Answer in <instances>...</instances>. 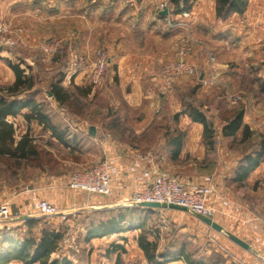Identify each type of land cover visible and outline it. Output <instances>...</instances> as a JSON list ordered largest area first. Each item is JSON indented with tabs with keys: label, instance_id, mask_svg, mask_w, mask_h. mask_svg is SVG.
<instances>
[{
	"label": "crops",
	"instance_id": "0c3cea01",
	"mask_svg": "<svg viewBox=\"0 0 264 264\" xmlns=\"http://www.w3.org/2000/svg\"><path fill=\"white\" fill-rule=\"evenodd\" d=\"M139 2L140 8L135 11L122 0H109L97 7L91 6L88 0H7L6 5L0 4V19L4 18L11 24L23 22L28 27L36 20L42 23L47 20L48 25L43 32L49 34L50 22H54L52 30L56 29L67 39L64 43L65 62L69 46L91 58L94 57V49L106 48L109 64H117L119 85L125 88L130 104L142 112L135 119L130 116L129 120L133 123L126 115L122 118L120 114H115L121 130H113L112 133L106 130L112 136L110 140H106L99 127L92 124L95 136L90 135L88 139L96 142L103 157L110 161L113 195L101 199L69 190L65 186L67 175L61 180L42 181L30 191L21 193L27 202L29 198L39 197L58 201V215L65 219L73 213L84 214L89 210L123 206L119 202L122 197L130 195L157 170H164L180 177L189 186H212L216 190L211 201L217 211L215 220L224 230L249 243L251 252L264 254V156L248 170L245 177L237 174L234 178L233 172L245 151L244 144L239 143L243 126L248 125L250 129L264 134V0H247L243 13H233L226 19L216 17L215 0L193 1V30L207 42V49L200 53L194 46L190 56L199 71L194 98L205 110L206 119L213 121L217 132L213 147L203 137L202 123L191 120L187 114H178L182 107L179 95L184 89L181 83L175 84L168 92L160 93L155 99H150L145 93L146 87L156 83L161 62L172 55L175 41L185 30L169 28L167 21L171 13H158L154 1ZM154 44L168 51L156 52ZM11 50H0V83H11L14 79L11 69L1 63L3 58L17 55ZM209 55L215 57L211 74L206 68ZM210 79L212 84L208 83ZM242 80H249L253 89V93H248L250 110H244L242 124L235 134L223 138L219 133L222 104L233 107L228 104L225 91H242ZM42 133L50 135L49 131ZM85 141L81 135L80 146ZM138 152H150L151 160L139 159ZM122 234L118 236L134 237L137 230ZM236 246L235 252L239 254L248 251ZM133 248L137 249L135 255L123 256L122 263L187 264L178 257L149 263L137 244ZM239 258V264H264L258 256L248 258L243 255ZM119 260L117 256L112 261L106 257L104 263L119 264Z\"/></svg>",
	"mask_w": 264,
	"mask_h": 264
},
{
	"label": "rangeland",
	"instance_id": "374dc122",
	"mask_svg": "<svg viewBox=\"0 0 264 264\" xmlns=\"http://www.w3.org/2000/svg\"><path fill=\"white\" fill-rule=\"evenodd\" d=\"M31 1L47 2V0ZM50 1L52 2L54 0ZM122 1L130 6L132 11L140 8V2L138 0H134V2L128 0ZM151 1H154L157 5L158 0ZM6 2L7 0H0V4L5 3L6 5ZM104 2L107 1L105 0ZM130 3L133 4V6L130 5ZM192 4H194V2ZM192 4L188 9H186L189 11V15L186 18L191 19L190 35L194 39L193 46L200 50L201 53L203 50L207 49V42L202 36L197 35L193 30L194 25L192 26V24L194 22L192 20ZM172 11L173 7L171 6L169 14L171 13V17L176 16V14ZM23 13H25V11ZM0 21L8 24L11 27H21L24 29L26 34L32 38L31 40H33L34 43L31 46L17 43L14 45H3L1 49L10 48L12 49V52H17V55L12 54L11 58L9 59L12 62L19 61L23 66L30 67V73L33 75L35 87H37L38 90V94L36 96L37 101L44 104L43 108H45L44 110H46L49 115L53 114L56 123H58L61 127H67V131L69 133L74 131L77 133L75 139L76 142L72 141L71 148L67 149L66 147L62 146L58 140L50 137V135L42 133L41 126L36 122L27 123L20 115L16 116L15 118H9L14 122L16 138L29 129L30 134L34 137L35 144L38 149L37 156L28 160H17L14 158L10 159L5 156L0 157V205L3 203H8L13 212L17 211L21 214H25L27 210L32 208V206L27 205L29 201L27 202L21 192H26L28 189L30 190L34 188L35 186L42 183V181L48 182L51 179L61 180L73 171L93 165L102 159L103 152L101 151V148L98 146V144H96V142H91V140L88 139L89 137L87 136V132L89 125H97L99 130L103 133H105L106 130L111 131L112 133L113 130H121V127L115 120V117H117L115 114H120L122 118L126 115L129 120L130 116L131 119H135L142 112L141 110L136 109L133 104H130L131 101L126 95L125 88L119 85L120 77L117 75L116 63L109 64L107 70L100 77H96L94 74L90 73H80L74 77H71L65 82H63L64 77L60 78V85L66 87L71 92V97L63 105L56 103L52 98H50L47 90L49 84L57 81L62 71L64 72L65 70V49L63 48L62 51L61 49L57 51L58 48L65 43V41L58 46L52 56L43 54V52L34 45L41 37L55 38L65 35L58 33L59 31L56 29L52 30L51 26L54 22H50V33H44L43 28L48 25L47 20H45L44 23L40 22V20H36L32 24H28V27H26L27 24H24L23 22L15 25L9 23V21L4 18L0 19ZM184 33L185 31L180 37L185 35ZM180 37L177 38V42ZM176 41L175 47L177 44ZM160 47L161 45L156 46L155 44L153 46V48H156V52L168 51L167 48L162 49V47ZM99 48L102 47H97L96 49ZM96 49H94L93 52H95ZM103 49L107 51L106 48ZM171 49H173V46ZM193 52L194 51H192V53ZM1 63L7 65L6 58H3ZM1 71H4L3 68ZM3 77H5V75H3ZM198 77L199 71L197 69V74L193 76V78L198 79ZM195 79H192V82ZM188 81L181 83L184 89L181 90L182 92H180L179 96H181L182 93L188 91L185 88V85L188 83V85H190L191 80L189 82ZM242 83L243 85H241ZM249 83V80H242L240 83L242 91L234 92L229 90V92L241 94L242 97L249 99L250 96H248V93H253V89L250 88ZM0 84L5 83L1 82ZM75 87H78V89ZM158 95L159 94H154L150 96V99H155L158 97ZM131 122L133 123V121ZM131 122L128 124L130 127L132 126ZM81 135H83L87 141H85L80 146V142L78 143L77 140L79 136L81 137ZM97 141L100 140L98 139ZM80 149H82L81 152ZM140 154H145V152L137 153L138 156ZM57 202L58 201H55L56 204ZM111 209L112 210H110L107 214L104 213L98 215L73 213L72 215L66 216L65 219H62L59 215L41 218L39 217V223L32 224L31 227L24 225L23 222L12 223V221L8 220L6 222H0V230L2 227H8L11 229V231L8 230L10 235L21 239L24 237H34L37 239L40 237L41 229L43 227L52 229L53 227H58V225L61 223H66L69 227L65 231H68V233L75 227L80 229L77 233L79 239L82 234V230L84 229L85 225H88L91 219H94L96 222L98 219H100V217L106 218L112 215H117L119 211H124V213L128 215L133 214L129 210H126L125 212V210H122L123 208L121 206H118L117 209ZM157 211L158 212L155 215L150 217L147 227L151 229L158 228V243L160 251L170 247L177 249L182 242H186L188 250H197L196 255L202 254L205 257L208 255H220L225 258L226 262L235 264H239L238 262L240 256L246 255L248 258H256L257 256L251 251H247L246 253L244 252V254L235 252L237 250V244L231 241L225 233L215 231L210 226L203 223L198 217H192L191 214L183 213L180 210H175L173 208L158 209ZM118 235L123 234H114L112 235V239L111 236H104L93 238L90 241H79V252H74L65 247L63 244V239H61V251L63 253V251L66 250V252L69 253L68 259L73 264H105L104 259L106 257L110 258L112 261L117 255L120 258L119 264H124L122 263V257H126L128 254L132 256L135 255V251L137 249L133 248V245H136L137 242L132 236L123 240ZM150 238L153 239L152 236H150ZM116 243L123 244L125 251L120 254L117 250L112 251L114 246L113 244ZM68 250L74 253L70 254ZM262 250H264V247ZM53 257L56 256L53 255ZM4 264L22 263L17 259H11L4 262Z\"/></svg>",
	"mask_w": 264,
	"mask_h": 264
},
{
	"label": "trees",
	"instance_id": "16d2710c",
	"mask_svg": "<svg viewBox=\"0 0 264 264\" xmlns=\"http://www.w3.org/2000/svg\"><path fill=\"white\" fill-rule=\"evenodd\" d=\"M140 1V0H138ZM194 0H170L173 11L178 14L182 8L188 9ZM247 5V0H215V14L219 19H226L233 13H243ZM158 13H160L158 11ZM64 44H62L63 46ZM61 46V47H62ZM59 47L57 51L64 48ZM64 53V52H63ZM65 56V55H64ZM65 61V58H64ZM7 66L11 69L14 79L11 83L0 84V157L14 158L17 160H28L38 154L34 137L30 134L29 129L23 132L18 138L15 136L14 122L9 118H15L20 115L25 122H36L41 126L42 131H49L50 137L58 140L62 146L67 149L71 148V142L75 141L77 133H69L67 127H61L55 122L53 114H48L44 104L37 101V87L33 75L30 73L29 66H23L21 62H12L6 58ZM66 67V62H65ZM64 67V69H65ZM63 69V70H64ZM29 70V71H28ZM64 77L62 71L57 81L48 86L47 93L58 104H65L71 97V92L64 86L60 85V78ZM195 79L191 77L189 81ZM188 81V82H189ZM198 79L191 85H185L187 92L181 94V109L178 114H187L191 120L203 124V137L208 140L209 146H214L217 132L213 126V121H208L205 116V110L196 103L194 98L197 89ZM78 89V87H75ZM222 97V96H221ZM224 99V98H223ZM223 110L219 115L220 130L219 133L223 138L233 136L242 124L244 105L242 103L228 107L226 103L222 104ZM87 136L90 134L87 132ZM80 136L77 140L79 143ZM76 142V141H75ZM239 143L244 144V153L237 163L234 178L238 174L241 178L245 177L248 170L258 164L264 156V134L250 129L248 125L242 128V136ZM103 159V157H102ZM101 159V160H102ZM240 178V179H241ZM232 188V187H231ZM122 210H129L133 214H126L119 211L117 215L110 217H100L96 222L91 219L88 225H85L78 241H90L96 237L112 236L114 234L125 233L137 230L134 239L137 247L142 251L145 259L150 263H161L164 259L178 257L187 264H235L226 262L225 258L220 255H196L197 250H188L187 243L182 242L177 249L173 247L164 250L159 249L158 228H148V222L152 215H155L158 209L141 207V206H121ZM114 207L113 209H117ZM111 208L103 210H89L86 215L107 214ZM41 218V217H40ZM39 217L12 221L23 222L24 225L31 227L32 224L39 223ZM67 222V221H65ZM19 226V225H18ZM68 224L61 223L58 227L41 229L40 237L18 238L10 235L11 229L2 227L0 230V264L17 259L22 264H73L68 259L66 250L61 251L62 244L60 240L64 239L68 233L65 230ZM62 229V230H61ZM9 230V231H8ZM8 231V232H6ZM153 237V239L150 238ZM123 240L126 238L123 237ZM113 250L119 251V254L125 251L123 244H113ZM70 254L74 253L68 250ZM56 256V257H53ZM52 256V257H51ZM117 257H119L117 255Z\"/></svg>",
	"mask_w": 264,
	"mask_h": 264
},
{
	"label": "built area",
	"instance_id": "2783aa9c",
	"mask_svg": "<svg viewBox=\"0 0 264 264\" xmlns=\"http://www.w3.org/2000/svg\"><path fill=\"white\" fill-rule=\"evenodd\" d=\"M104 1L89 0V3L91 6L97 7ZM128 1L134 2V0ZM130 5L133 6L131 3ZM163 9H167L168 13L170 12V0L157 1L156 10L160 12ZM188 15L189 11L182 8L176 16L168 18L167 23L169 28L173 30L183 29L185 30V35L178 40L172 55L161 62L156 83L145 89V93L149 96L168 92L175 84L184 83L197 74V65L190 59L191 53L194 50V39L190 35L191 19L186 18ZM31 39L21 27H11L0 21V49L3 45H14L17 43L31 46L34 43ZM66 40V37L63 36L55 38L41 37L34 46H37L43 54L52 56L58 46ZM109 60V55L103 48L96 49L94 57L91 58L86 53H82L76 48L69 46L66 54L64 80L68 81L71 77L80 73H90L96 77H100L107 70ZM214 61L215 57L209 55L206 64L209 74L212 73ZM212 82L211 79L208 80L209 84H212ZM225 97L230 106H236L242 103L244 110H250V100L242 97L241 94H234L226 90ZM102 136L106 140L111 139V135L108 132L103 133ZM216 144H218V141H216ZM138 158L150 161L152 154L150 152L140 154ZM113 180L110 161L103 157L102 160L93 165L70 173L65 180V186L69 190L83 193L86 196H94L102 199L113 195ZM215 192L216 190L212 186H189L180 177L164 170H157L149 180L141 183L130 195L122 197L119 202L122 205L127 202L172 204L183 207L191 215H204L215 220L217 211L211 204V201L216 195ZM28 201L29 203L27 205L32 206L35 210L31 208L25 214L17 211L13 212L8 203L1 204L0 222L12 221V218L22 215L40 214L43 217H50L60 213L58 204L45 197H39L37 199L29 198ZM79 230L78 227L71 229L63 239L64 246L74 252H79L77 235Z\"/></svg>",
	"mask_w": 264,
	"mask_h": 264
},
{
	"label": "water",
	"instance_id": "95a60500",
	"mask_svg": "<svg viewBox=\"0 0 264 264\" xmlns=\"http://www.w3.org/2000/svg\"><path fill=\"white\" fill-rule=\"evenodd\" d=\"M160 14L161 15L167 14V9L161 10L160 11ZM48 95L51 96L50 93H48ZM88 133L91 136H95V127L93 125H91L88 128ZM123 205L124 206L149 207V208H154V209L177 208V209L185 210L183 207H180V206H176V205H172V204H166V203H158V202H141V203L127 202V203H124ZM112 206H115V205H112ZM195 216L198 217L203 223H205L206 225L210 226L215 231L225 233L229 237V239L231 241H233L235 244L239 245L243 249L248 250V251L252 250V248L249 245V243H247L243 239L239 238L235 234L224 230V228L218 222H216L215 220H213L212 218H210L208 216H204V215H195ZM36 217H43V216L40 215V214L22 215V216L14 217L11 220L12 221H19V220L36 218ZM255 253L264 262V254L258 253V252H255Z\"/></svg>",
	"mask_w": 264,
	"mask_h": 264
}]
</instances>
